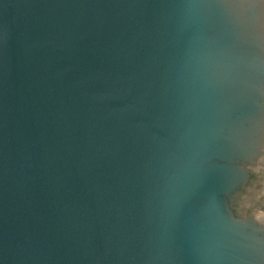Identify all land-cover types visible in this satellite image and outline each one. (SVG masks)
I'll list each match as a JSON object with an SVG mask.
<instances>
[{"label": "water", "instance_id": "1", "mask_svg": "<svg viewBox=\"0 0 264 264\" xmlns=\"http://www.w3.org/2000/svg\"><path fill=\"white\" fill-rule=\"evenodd\" d=\"M0 264H264V0H0Z\"/></svg>", "mask_w": 264, "mask_h": 264}]
</instances>
